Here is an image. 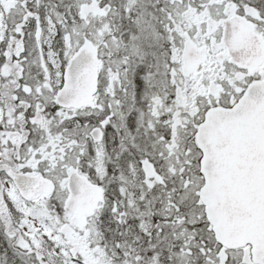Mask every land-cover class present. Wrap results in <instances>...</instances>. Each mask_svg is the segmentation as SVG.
<instances>
[{
  "label": "snow or ice",
  "instance_id": "obj_1",
  "mask_svg": "<svg viewBox=\"0 0 264 264\" xmlns=\"http://www.w3.org/2000/svg\"><path fill=\"white\" fill-rule=\"evenodd\" d=\"M0 264H264V0H0Z\"/></svg>",
  "mask_w": 264,
  "mask_h": 264
}]
</instances>
